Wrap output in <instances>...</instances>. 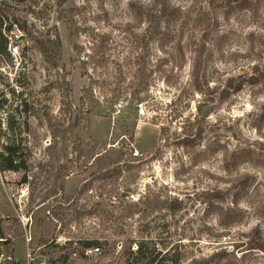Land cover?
<instances>
[{
    "label": "rangeland",
    "instance_id": "obj_1",
    "mask_svg": "<svg viewBox=\"0 0 264 264\" xmlns=\"http://www.w3.org/2000/svg\"><path fill=\"white\" fill-rule=\"evenodd\" d=\"M64 7L81 9L75 40ZM0 27V152L26 165L0 170V233L15 241L0 264H134L141 244L155 264H264V0H0ZM55 27L58 69L35 40ZM69 125L82 142L57 182L66 143L48 148ZM236 201L242 219L224 228L214 207Z\"/></svg>",
    "mask_w": 264,
    "mask_h": 264
},
{
    "label": "trees",
    "instance_id": "obj_2",
    "mask_svg": "<svg viewBox=\"0 0 264 264\" xmlns=\"http://www.w3.org/2000/svg\"><path fill=\"white\" fill-rule=\"evenodd\" d=\"M81 13L82 12L80 8H67L66 9L64 7L62 20L69 25L70 37L72 40H75L80 34V28L77 25V17L80 16ZM149 21L151 24L160 22L159 17L157 15H153L152 13L149 14ZM2 37H3L2 29L0 27V53H3L5 51V48L7 45V43L3 44ZM35 40H36L37 47L39 48V50L41 51L44 57V61L50 67L54 69H58L59 65L63 62V44H62L58 29L55 27L54 29H52V31H48L46 36H41L37 39L35 38ZM74 49L78 51L79 49L78 45L75 44ZM203 50L207 51L206 47L202 48V54L198 57V60L195 65L196 79L199 78L200 70L203 68V65H204L203 56L205 53ZM66 74L70 75V72H65V74H63L62 80H60L59 83L57 84V88L62 91L64 108L68 111V113L71 114V98H72L73 89H72L71 84L66 80V76H67ZM88 98H90V90L85 89L83 91V96L81 99V107H85L86 100H88ZM94 110H95V107H93L91 111H89V116L94 112ZM102 115L106 116V114L104 113H102ZM48 120L51 121V118L48 117ZM71 132L72 131L70 130V125L68 127V130L64 131L63 133L62 131L54 132V138L56 140V143L55 145H51L48 148V151H53V150L57 151L59 149V141L57 142V138L59 135L63 137L62 140L64 141V143H66V145H63V147L61 148V157L60 156L56 157V158H59L60 161L62 162V164L59 165V168H58L57 182L65 179L66 177L69 176V173H71L70 172L71 166H69V164L71 163L69 159V156L71 154L69 151L70 144H73L74 146H76V148H78V146H80L82 142L81 137H79V139L74 138V140H72L71 137L70 138L67 137V134L68 133L70 134ZM17 155H18V150L15 149L13 145H10V144L4 145L3 150L0 152V170L3 172L5 171L19 172L20 169H25V166H26L25 163L19 160L18 159L19 157H17ZM96 156L97 154L91 157V159H96ZM244 180L245 178H242L240 182H243ZM60 185H61L60 190L63 191L64 184L62 181ZM62 199H64V201L66 202H69L71 200V198H66V197H63ZM73 205L74 204H71V206ZM238 205H239L238 201H236L233 209L229 208L225 210L222 207H214V209L219 213V222L222 227L228 228L231 226V224H235L241 221L242 217H241V212L238 209ZM63 208H64L63 203H61L60 205H57L55 207L54 213L61 212ZM1 228L2 227L0 224V229ZM255 232H258V234L256 235L258 238H255L253 241L255 243V246L253 249L264 252V241L262 240L260 236L259 230L257 229ZM79 245L82 246L83 250L87 248L95 247V243L93 242H84ZM0 247H3V250H4L3 256L6 259H9V258L13 259L14 254H15V241L14 240L10 239V237L6 238L2 233H0ZM144 248H145L144 245L141 244L140 246H138V249L136 252L134 253L132 251L129 252L130 256H132V260H136L135 261L136 263L134 264H155L156 263L155 257L152 254L151 256L147 255L146 250ZM226 254L228 253L223 251V253L221 254L218 253V257L223 258ZM181 260L182 259L177 258L173 262V264H180ZM128 263L131 264L130 262ZM190 264H202V261H198L194 259ZM227 264H246V256L244 255L241 259L235 258V260Z\"/></svg>",
    "mask_w": 264,
    "mask_h": 264
},
{
    "label": "built area",
    "instance_id": "obj_3",
    "mask_svg": "<svg viewBox=\"0 0 264 264\" xmlns=\"http://www.w3.org/2000/svg\"><path fill=\"white\" fill-rule=\"evenodd\" d=\"M134 157H139V152H135L133 154ZM101 253V249L99 247H92V248H87L83 251L84 256L87 259L93 258Z\"/></svg>",
    "mask_w": 264,
    "mask_h": 264
}]
</instances>
